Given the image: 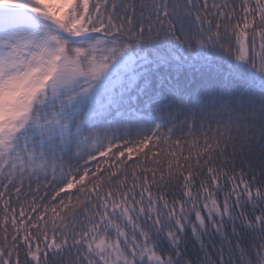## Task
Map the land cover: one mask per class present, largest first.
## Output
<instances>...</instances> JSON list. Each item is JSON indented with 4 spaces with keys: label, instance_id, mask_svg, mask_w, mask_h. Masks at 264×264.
Instances as JSON below:
<instances>
[{
    "label": "snow or ice",
    "instance_id": "obj_1",
    "mask_svg": "<svg viewBox=\"0 0 264 264\" xmlns=\"http://www.w3.org/2000/svg\"><path fill=\"white\" fill-rule=\"evenodd\" d=\"M0 264H264V0H0Z\"/></svg>",
    "mask_w": 264,
    "mask_h": 264
}]
</instances>
